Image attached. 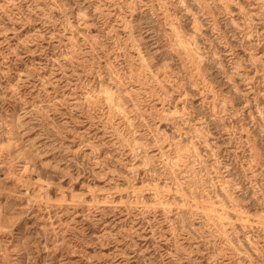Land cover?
I'll list each match as a JSON object with an SVG mask.
<instances>
[{
	"label": "rangeland",
	"instance_id": "obj_1",
	"mask_svg": "<svg viewBox=\"0 0 264 264\" xmlns=\"http://www.w3.org/2000/svg\"><path fill=\"white\" fill-rule=\"evenodd\" d=\"M0 264H264V0H0Z\"/></svg>",
	"mask_w": 264,
	"mask_h": 264
},
{
	"label": "bare ground",
	"instance_id": "obj_2",
	"mask_svg": "<svg viewBox=\"0 0 264 264\" xmlns=\"http://www.w3.org/2000/svg\"><path fill=\"white\" fill-rule=\"evenodd\" d=\"M170 162H171V161H170ZM171 164H172V162H171ZM134 188H135V187H134ZM136 189H137V188H136ZM136 189H135V191L138 190V189H137V190H136ZM132 191H133V190H132ZM135 191H134V192H135ZM44 196H45V195H44ZM219 196H220V195H219ZM73 202H74V201H73ZM221 202H222V201H221ZM208 204H209V203H208ZM183 205H184V204H183ZM209 205H210V204H209ZM190 206H191V205H190ZM224 208H225V206H224ZM236 213H237V212H236ZM244 214H245V213H244ZM236 215H237V214H236ZM245 215H246V214H245ZM247 216H248V215H247ZM249 216H250V215H249ZM254 216H255V215H254ZM255 217H256V216H255ZM260 219H261V218H260ZM262 219H263V217H262ZM248 225H249V224H248Z\"/></svg>",
	"mask_w": 264,
	"mask_h": 264
}]
</instances>
